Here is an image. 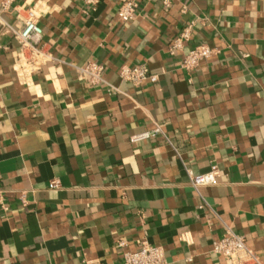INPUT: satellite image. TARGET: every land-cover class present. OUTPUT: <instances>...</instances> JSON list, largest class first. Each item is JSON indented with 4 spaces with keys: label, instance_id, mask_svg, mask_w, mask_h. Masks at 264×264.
Here are the masks:
<instances>
[{
    "label": "crops",
    "instance_id": "crops-1",
    "mask_svg": "<svg viewBox=\"0 0 264 264\" xmlns=\"http://www.w3.org/2000/svg\"><path fill=\"white\" fill-rule=\"evenodd\" d=\"M124 1L0 0V264H122L143 241L163 264H226L227 228L264 263V0H133L128 21ZM30 7L55 59L22 80ZM201 43L218 52L188 73ZM91 60L101 83L76 69ZM135 64L156 80L119 76Z\"/></svg>",
    "mask_w": 264,
    "mask_h": 264
},
{
    "label": "built area",
    "instance_id": "built-area-1",
    "mask_svg": "<svg viewBox=\"0 0 264 264\" xmlns=\"http://www.w3.org/2000/svg\"><path fill=\"white\" fill-rule=\"evenodd\" d=\"M87 6H94L97 0H83ZM137 3L126 0L118 8V14L123 21L132 20L135 16ZM37 9L30 7L26 10L23 26L14 30L15 38L19 44V50L15 57L13 68L20 79L26 80L30 75L47 62L53 61L55 57L51 51L41 43L42 28L37 22ZM187 25L169 47V53L181 46V40L189 35ZM218 52L216 47L201 43L188 50L181 59V67L188 73L193 72L202 59L208 58ZM77 71L87 78L89 83L98 84L103 81L104 66L97 61H88L84 65L76 67ZM119 76L123 80L139 84L142 81H155L156 75L151 73L146 65L135 64L133 66L123 65L120 67ZM161 133L160 126L156 124L152 129L143 131L134 136L135 140L147 138ZM218 166L199 174L190 176V183L194 188L212 185L218 175ZM57 181H51L50 186H56ZM0 193V197H1ZM202 207V204L200 205ZM212 251L223 256L226 264H264L260 257L247 245L243 235L226 229L224 234L212 244ZM165 262L164 250L159 245L140 243V246L132 251H124L122 264H163Z\"/></svg>",
    "mask_w": 264,
    "mask_h": 264
}]
</instances>
